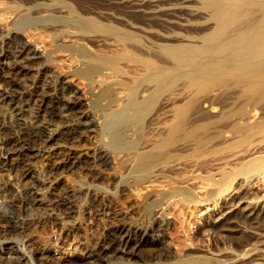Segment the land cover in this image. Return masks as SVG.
<instances>
[{
	"label": "rangeland",
	"instance_id": "obj_1",
	"mask_svg": "<svg viewBox=\"0 0 264 264\" xmlns=\"http://www.w3.org/2000/svg\"><path fill=\"white\" fill-rule=\"evenodd\" d=\"M179 1L186 4L185 8ZM29 3L0 0L1 31L5 33L10 27L18 29L21 40L30 41L31 45L34 42L33 46L41 53L37 60L19 62L25 68H14L10 63L13 47L7 45L10 49H6L7 56L0 55V87L7 91L0 96V211L7 209L10 198H18L28 200L25 213L31 214L30 217H44L37 228L39 239L56 242V247L52 244L44 256L29 250L33 264H89L88 261L122 264L126 260L143 264L168 251V256L183 253L190 247L184 243H189L193 232L208 229L230 214L236 215L239 232L251 227L264 230V155H261L264 154V75L260 78L241 69L205 72L200 64V68L188 66L180 70L144 69L150 59H155V51L147 47L153 44L147 41L154 39L153 34L171 29L181 32L182 26L202 27L191 22L196 12L193 0H31ZM4 4L36 5L33 7L36 11L55 6L53 12L58 15L60 11L62 17H58V24L49 17L33 28L22 15L10 12ZM200 9H197L199 14L207 11ZM36 11L31 13L39 15ZM170 12L182 17L175 19L168 15ZM248 12L243 15L247 16ZM163 49L161 56L166 58ZM83 60L99 64V69L107 71L100 77L101 81L88 85L85 78L77 76L73 70L82 66ZM45 76L52 81V90L49 87L44 91L37 85L33 88L39 93L37 98L18 94L32 79ZM56 79H61L63 88L56 85ZM14 103L21 108L15 109ZM68 105L73 106L71 111L90 110L89 125L82 123L81 118L72 121L80 112L63 122L62 112H67ZM51 135L54 137L48 138ZM104 152L113 161L102 163L100 156ZM71 195L82 201L79 203L82 210L66 216L68 208L58 200ZM142 198H170L173 203L155 200L159 202L155 206L156 203L144 199L143 217L139 214L145 206ZM47 202L51 203L50 208ZM159 213L164 214L163 224L158 223ZM133 215L139 217L136 219L141 220L143 229L149 225L150 229L133 231V239L126 247L131 253H124L126 245L119 241L121 237L114 240L118 245L108 242L120 233L114 222L117 219V222H137ZM62 216L68 222L77 216L80 228L70 226L71 223L60 224ZM17 238L19 246L29 255L30 241H25L26 244L22 236ZM89 252L95 256H87ZM26 260L20 264H28Z\"/></svg>",
	"mask_w": 264,
	"mask_h": 264
},
{
	"label": "bare ground",
	"instance_id": "obj_2",
	"mask_svg": "<svg viewBox=\"0 0 264 264\" xmlns=\"http://www.w3.org/2000/svg\"><path fill=\"white\" fill-rule=\"evenodd\" d=\"M31 1V0H30ZM30 1L26 2L30 5ZM133 1V0H132ZM141 1V0H140ZM183 1V0H182ZM23 2V1H22ZM25 2V1H24ZM51 2V1H50ZM136 2V1H135ZM173 2V1H172ZM171 2V3H172ZM181 2V1H179ZM178 2V3H179ZM193 19L194 22L192 23L193 25L195 24V22L198 24H202V27L198 26L193 27V28H189L188 26L186 27H181L183 30L181 32L175 31L174 29L171 30H163L162 32L158 31L155 34L152 35V37H154V39H147L148 42H152L153 44L151 45H147L148 48H152L155 53L152 55L155 59H150V61H148V63H146V66L144 69H150L153 71V69L157 68V69H162V68H186L188 66L191 67H195L198 66V64L201 65V67H203V70L205 72H209L210 70L213 71L214 69H218V70H226V69H241L244 71H246L247 73H250L251 75L254 76H261L264 75V0H193ZM12 3V2H11ZM15 3V2H14ZM32 3V2H31ZM133 3V2H132ZM136 3H139L138 1ZM182 3V2H181ZM179 3L181 6H183L184 4ZM6 4V3H5ZM3 5L6 8L8 7L12 12H17V14H19L20 16L22 15L24 18V20L26 22H28V25H35L37 22H41L43 23L46 22L47 20H49V17H53L57 23L58 17H62L59 15L58 11V15L55 14V12H53V8H55V6L52 8H46V9H39L38 11H36L37 9H33V7H37L36 5L34 6H27L26 7H18L14 5ZM13 4V3H12ZM25 4V3H24ZM38 4V3H37ZM47 4V3H46ZM45 4V5H46ZM59 3H56V6ZM169 4V3H168ZM176 4V3H173ZM178 4V7H179ZM1 5V4H0ZM40 5V4H39ZM42 5V3H41ZM40 5V6H41ZM49 5V4H48ZM47 5V6H48ZM134 5V4H133ZM170 5V4H169ZM186 5V4H185ZM184 5V6H185ZM2 6V8H3ZM44 6V4L42 5ZM59 6V5H58ZM173 6V5H172ZM176 6V5H175ZM183 6V8H185ZM189 6V5H187ZM60 7V6H59ZM63 7V6H62ZM133 7V6H132ZM167 7V6H166ZM253 7H255L256 9L251 11L253 9ZM187 8V7H186ZM191 8V7H190ZM189 8V9H190ZM200 8H203L206 11V13L203 14H199L197 13V9H199V11L201 10ZM158 9V8H157ZM162 9V8H161ZM192 9V8H191ZM6 10V9H5ZM2 10V14L3 11ZM24 10V11H22ZM60 10V9H59ZM65 10V9H64ZM68 10V9H67ZM251 12H250V11ZM9 11V10H8ZM20 11H22L20 13ZM33 11H36V14L39 13V15H34L31 13ZM47 12L46 14H42V12ZM55 11V9H54ZM249 11V12H248ZM9 12V13H10ZM40 12L42 15H40ZM52 12V13H51ZM57 12V11H56ZM66 12V10L64 11ZM69 12V11H68ZM71 12V11H70ZM169 12V11H168ZM179 12V11H178ZM182 12V11H181ZM203 12V11H202ZM244 12H248L249 14L246 13L243 15ZM11 13V14H12ZM24 13V14H23ZM61 13L62 10H61ZM183 13V12H182ZM192 13V12H191ZM7 14V12L5 13ZM64 14V13H63ZM62 14V15H63ZM181 14V13H180ZM188 14V13H187ZM186 14V15H187ZM195 14V15H194ZM17 15V16H19ZM160 15V14H159ZM173 17L178 18L180 17V15L176 12H170V14ZM14 16V15H13ZM19 16V17H20ZM65 16V15H64ZM71 16V15H69ZM157 16V15H156ZM183 16H185V12L183 13ZM241 16L244 17V20H241ZM246 16V18H245ZM11 17V16H9ZM8 17V18H9ZM18 17V18H19ZM75 17V16H73ZM171 17V18H173ZM182 17V15H181ZM180 17V18H181ZM190 17V16H189ZM57 18V19H56ZM64 18V17H63ZM69 18V17H68ZM72 18V17H71ZM165 18V17H162ZM191 18V17H190ZM3 19V18H2ZM1 19V20H2ZM52 19V18H50ZM66 19V18H65ZM169 19V18H167ZM173 20L170 19L172 21H178L177 20ZM189 18L187 17V20ZM243 19V18H242ZM18 20V19H17ZM16 20V21H17ZM22 20V19H21ZM53 20V19H52ZM51 20V21H52ZM63 20V19H62ZM68 20V19H67ZM72 20V19H70ZM183 20V19H182ZM186 20V21H187ZM191 20V19H189ZM188 20V22L190 23V21ZM64 21V20H63ZM66 21V20H65ZM75 21V20H74ZM181 21V20H180ZM185 21V20H184ZM1 22V21H0ZM18 22V21H17ZM54 22V21H53ZM59 22V21H58ZM61 22V21H60ZM160 22V21H158ZM162 22V21H161ZM182 22V21H181ZM181 22L179 24H181ZM14 23V22H12ZM33 23V24H32ZM55 23V24H56ZM58 24V23H57ZM60 24V23H59ZM64 24V23H63ZM183 24V23H182ZM186 24V22L184 23ZM190 24V25H192ZM13 25V24H12ZM176 25V24H175ZM196 25V24H195ZM194 25V26H195ZM11 26V25H10ZM171 26V25H170ZM16 27V26H15ZM19 27V26H18ZM29 27V26H28ZM7 28V27H6ZM34 28V26H33ZM42 28V27H41ZM44 28V27H43ZM20 29V28H19ZM147 29V28H146ZM170 29V28H169ZM18 30V29H17ZM15 28H7L5 30V33L1 31V23H0V55L2 56H7V52L6 49H8L7 47H13L14 49V56L11 58L10 63L13 65L14 68L20 66L21 68H25L24 65H19V62H22L24 60H31V59H36L38 57H41V53L38 51V49L36 48V46L33 42V44L31 45L30 41H24L21 40V38L19 37V32L17 31ZM33 30H37V29H33ZM157 30V29H156ZM38 31V30H37ZM23 32V31H22ZM155 32V31H154ZM22 34V33H21ZM30 34V33H29ZM33 34V33H32ZM35 36V34H34ZM38 36V35H37ZM29 37V36H28ZM32 37V36H30ZM37 38V37H36ZM35 39V38H34ZM29 40V39H28ZM38 40V39H37ZM160 40H162V42H160ZM163 40L168 41V42H163ZM33 41V40H32ZM8 45V46H7ZM38 45V43H37ZM39 46V45H38ZM37 46V47H38ZM9 47V48H10ZM161 48H165V50L163 51V53H166L167 57H162L161 56V52L160 49ZM12 49V48H11ZM10 50V49H8ZM40 50V49H39ZM162 51V50H161ZM10 52V51H9ZM12 52V50H11ZM11 54V53H10ZM150 55V56H151ZM10 56V55H9ZM3 57V58H4ZM44 58V56H43ZM42 58V59H43ZM5 60V59H4ZM7 60V59H6ZM37 60V59H36ZM8 61V60H7ZM88 62V60H87ZM85 60L81 61L80 64L82 66H78L76 67V71L73 70L74 72H77V76L79 75L83 77V79L85 78V82H87L86 84L90 85L93 82H95V80H102V78H100L101 76H103L104 73H106L107 71L99 69V64L96 65L95 63H87ZM156 64H155V63ZM167 62V63H165ZM7 63V62H6ZM26 64V63H25ZM197 64V65H195ZM11 66V65H10ZM36 68V67H35ZM102 68V67H100ZM200 68V67H199ZM9 69V68H8ZM26 69L29 70V66L27 67L26 65ZM197 69V68H194ZM11 70V69H10ZM39 70V69H38ZM180 70V69H179ZM240 70V71H241ZM9 71V70H8ZM19 71V70H18ZM159 71V70H158ZM210 71V72H211ZM14 72V71H13ZM154 72V71H153ZM220 72V71H219ZM40 74V73H39ZM6 75V74H5ZM3 75V76H5ZM8 75V74H7ZM43 75V74H42ZM48 75V74H47ZM98 75V76H97ZM49 76V75H48ZM98 78H97V77ZM134 76V75H133ZM96 77V78H95ZM11 78V77H10ZM9 78V79H10ZM256 78V77H255ZM261 78V77H260ZM3 79V78H2ZM12 79V78H11ZM18 79V78H17ZM55 79V78H53ZM64 79V78H63ZM259 79V78H258ZM19 80V79H18ZM57 81L55 82L56 85L59 84L61 87L64 86V83L58 79H56ZM100 80V81H101ZM65 81V80H64ZM104 81V79H103ZM116 81V80H114ZM113 81V84H114ZM254 81V80H253ZM40 82V83H38ZM52 82V81H51ZM50 80L47 79V77H43L42 79H32L31 82L29 84H25L27 86H23L22 89L18 94L20 95H24L25 93L30 96L31 98H33L35 96V98H37V95H39V93L36 91H34V87L35 86H41L42 90H46L47 88L50 87L51 89V83ZM110 82V81H108ZM118 82V81H117ZM23 83V82H20ZM120 83V82H119ZM54 84V83H53ZM96 84V83H95ZM55 85V84H54ZM112 85V84H111ZM2 86V85H1ZM53 87V85H52ZM36 88V87H35ZM54 88V87H53ZM63 88V87H62ZM0 91V96H4V94H7L6 90H4L5 88H1ZM66 89V88H65ZM9 90V89H8ZM24 90V91H23ZM55 90V88H54ZM43 91V93L45 94V92ZM47 91V90H46ZM55 92V91H54ZM70 92V91H69ZM9 94V93H8ZM11 94V93H10ZM61 94V93H60ZM17 95V98L20 96ZM77 96V95H76ZM65 97V95H64ZM69 97V96H68ZM2 98V97H1ZM16 98V97H15ZM30 98V99H31ZM97 98V97H96ZM20 99V98H19ZM24 99V98H23ZM98 99V98H97ZM97 99H93V100H97ZM14 100V99H13ZM28 100V99H27ZM34 100V99H33ZM32 100V101H33ZM70 101V100H69ZM2 102V101H1ZM11 102V101H9ZM15 102H17L15 100ZM19 102V101H18ZM66 102V101H65ZM22 103V102H21ZM13 104V103H12ZM14 107L15 109H20L21 106L20 104L17 105L18 103H14ZM96 104V103H95ZM65 105V104H64ZM97 105V104H96ZM58 106V105H57ZM63 106V105H62ZM73 106L68 105V107H66V113H64V121L66 120H70V118L72 116H76V113H81L79 115V117H75V119H82V123L86 124L87 126L90 123L91 119L90 117V110L89 111H71ZM10 108V107H9ZM23 108V107H22ZM59 108V107H58ZM57 108V109H58ZM65 108V107H64ZM61 109V108H60ZM76 109V108H75ZM19 111V110H18ZM21 111V110H20ZM56 111V110H55ZM254 112V111H253ZM21 113V112H20ZM16 114V113H15ZM19 115V113H17ZM51 114V113H49ZM61 114V113H60ZM17 118L23 121V117L18 116ZM62 115V114H61ZM50 116V115H49ZM57 117V116H56ZM72 119V118H71ZM68 120V121H69ZM80 120V119H79ZM93 120V119H92ZM91 120V121H92ZM78 121V120H77ZM67 122V121H66ZM93 122V121H92ZM71 123V122H70ZM61 124V123H60ZM58 124V125H60ZM63 124V123H62ZM66 124V123H64ZM63 124V126H64ZM69 124V123H68ZM72 124H75V122H72ZM79 124V122H78ZM81 125V124H80ZM62 126V127H63ZM85 126V125H84ZM86 126V127H87ZM56 127V126H55ZM71 127V126H70ZM83 129V128H82ZM87 129V128H86ZM91 129V128H90ZM61 131V130H60ZM78 131V130H77ZM54 132V131H53ZM57 132V131H56ZM33 134V132H31ZM30 134V135H32ZM52 134V133H51ZM65 134V133H64ZM28 135V133H27ZM54 135V133H53ZM53 135H51L48 138H52L54 137ZM28 137V136H27ZM46 138V137H45ZM59 138V137H58ZM44 140V139H43ZM53 140V139H52ZM50 141V140H49ZM61 142V141H60ZM28 143V142H27ZM1 144V143H0ZM56 144L57 141H56ZM52 145V144H51ZM2 146V145H1ZM25 146V145H24ZM41 149V148H40ZM31 150V149H30ZM8 152V151H7ZM71 153V152H70ZM102 155L100 156V160L101 162H106L111 160V158L109 159V153L108 152H104L101 153ZM98 155V154H96ZM264 155V154H261ZM260 155V156H261ZM70 157V156H69ZM113 158V157H112ZM177 160V159H176ZM113 161V160H111ZM173 161V160H172ZM100 162V163H101ZM176 162V161H175ZM108 163V162H107ZM174 163V162H172ZM109 164V163H108ZM178 164V163H176ZM105 165V164H104ZM107 165V164H106ZM100 173V172H99ZM154 173V172H153ZM156 174V173H154ZM152 174V175H154ZM96 175V174H95ZM31 176V175H30ZM98 176V175H97ZM147 185V184H146ZM147 187V186H146ZM147 190V189H146ZM35 191V190H34ZM29 192V191H28ZM31 192V191H30ZM39 192V191H38ZM41 193V192H40ZM31 195V194H30ZM73 195L71 196H67V198H63L62 200H58L59 203H61V205H65V208H68L66 210V216H71L72 212H79V203H81L79 200H77V198H72ZM94 199V198H93ZM99 199V198H98ZM102 199V198H101ZM141 199V198H140ZM143 199V203H144V199L145 201H149L148 203L152 204V203H156L153 201H159L160 202H164L165 204L169 203L170 198H166V200H161L159 198H142ZM165 199V198H162ZM183 199V198H182ZM199 199V198H198ZM206 198H200L198 201L204 200ZM30 200V199H29ZM38 200H44V198H38ZM179 200V199H178ZM194 200V199H193ZM209 201V198L206 199ZM28 200H22V199H16V198H10L8 200L7 203V209L0 211V264H20L21 260L23 261L24 258H27L26 263L31 264L32 260L30 258V251L36 252V253H43L47 252V249H50L49 247L55 243H52L51 241H49L48 239H42L39 237L40 233H38V226L42 224L44 217H42V215L40 216H35V215H28L25 212V208L27 205ZM188 201V200H186ZM196 201V200H195ZM38 202V201H37ZM36 202V203H37ZM168 202V203H166ZM170 202L173 203L172 200H170ZM190 202V201H189ZM204 202V201H203ZM30 203V202H29ZM196 203V202H195ZM199 203V202H198ZM32 204V203H31ZM30 204V205H31ZM50 204L49 202H47V205H49L50 208ZM93 204V203H91ZM145 204V203H144ZM149 204V205H150ZM33 205V204H32ZM38 205V204H37ZM45 206V204H42ZM60 205V206H61ZM82 205V204H81ZM159 205V202L155 204ZM171 205V204H170ZM168 205V206H170ZM176 205V204H175ZM233 205V204H230ZM29 206V205H28ZM41 206V205H39ZM44 206H41L44 208ZM87 206V205H86ZM166 208L167 205H163V208ZM205 206V205H204ZM227 206V205H226ZM31 207V206H30ZM37 207V206H36ZM100 207V206H99ZM98 207V208H99ZM229 207V206H227ZM38 208V207H37ZM84 208V207H83ZM95 208V207H94ZM97 208V209H98ZM146 208V204L143 207L142 210H139V214L141 216L144 215V210ZM230 208V207H229ZM232 208V207H231ZM245 208V207H244ZM28 209V207L26 208ZM52 209V208H51ZM91 209V208H90ZM141 209V208H140ZM56 210V209H55ZM59 210V209H58ZM131 210L133 211V209L131 208ZM135 210V209H134ZM138 210V209H137ZM136 210V212H138ZM158 210V209H157ZM161 210L163 211L162 207ZM228 210V209H227ZM231 210V209H230ZM51 211V210H50ZM63 211V210H62ZM2 212V213H1ZM58 212V211H57ZM226 212V211H224ZM230 212V211H229ZM135 213V211H134ZM133 213V214H134ZM163 213V212H162ZM223 213V212H222ZM73 214V213H72ZM98 214V213H97ZM226 214V213H225ZM234 214V213H233ZM236 214V213H235ZM37 215V214H36ZM75 215V214H74ZM131 215V214H130ZM164 214L160 213L157 215V219H159L160 222L163 224V218L161 216H163ZM227 215V214H226ZM73 216V215H72ZM134 216V215H133ZM139 216V215H138ZM225 216V215H223ZM234 216L236 215H231L230 216H226L224 218H221L217 223H215L216 225L209 227L208 229L205 228H199L197 229L195 232H193V237L191 240H189V243H184V245L189 244L190 247H188V250L186 249V251H183V253H178V255H166L168 252L161 254L163 256H157V255H153V259L151 258L150 260L146 261L143 264H264V230H260V229H256L254 227L249 228L247 231L243 232V230H241L240 232L238 231V228H236V224L237 219L234 218ZM239 216H241L239 214ZM247 216V215H246ZM60 217V216H59ZM65 216H62L59 220L60 224L62 225H69L71 223L70 226L73 227H79V219L77 218V216L73 217L72 220H70L69 222L67 220H63ZM119 217V216H118ZM124 217V216H123ZM135 217V216H134ZM145 217V216H143ZM245 217V216H244ZM242 217V218H244ZM121 218V217H120ZM119 218V219H120ZM133 218V217H132ZM131 218V220H132ZM137 218V216L135 217V219ZM165 218V217H164ZM238 218V217H237ZM246 218V217H245ZM114 219V217H113ZM122 219V218H121ZM126 219V218H125ZM134 219V218H133ZM134 219V221H135ZM139 219V217L137 218ZM136 219V220H137ZM141 219V218H140ZM129 220V221H131ZM67 221V222H66ZM115 221V220H114ZM118 219L116 220V222H114V226L116 227L117 230H119L118 232V236H114L113 234V238L112 240H109V244L111 245V243H113L114 240H117L119 237H121V239H119V241L121 240V242L126 245L125 248L123 249V252L125 253H131V250L129 251V249H127L126 247L128 246L127 244L130 243V241H132V237L133 236V231L139 230V229H143L142 227V223L138 220L137 222L134 223H128V220H125L127 222H117ZM123 221V220H122ZM218 221V220H217ZM240 221V220H238ZM247 221V219H246ZM251 218H250V220ZM257 221V220H256ZM132 222V221H131ZM145 222V220H144ZM156 222V221H155ZM165 222V221H164ZM113 223V222H112ZM111 223V224H112ZM156 223V224H158ZM166 223V222H165ZM165 225V224H164ZM111 226V225H110ZM150 226V225H149ZM146 227L143 230L145 231L146 229H150V227ZM163 226V225H162ZM255 226V225H254ZM62 227V226H61ZM113 227V226H112ZM238 227V226H237ZM64 228V227H63ZM62 228V229H63ZM66 228V227H65ZM80 228V227H79ZM78 228V229H79ZM114 228V227H113ZM155 228V227H153ZM158 228V226L156 227ZM112 229V228H111ZM114 230V229H113ZM155 230V229H154ZM111 231V230H110ZM152 231V230H151ZM157 232V229L155 230ZM117 232V231H116ZM141 232V231H140ZM138 232V233H140ZM159 232V231H158ZM239 232V234H237ZM136 233V232H135ZM146 233V232H144ZM39 234V236H38ZM117 234V233H116ZM157 234V233H156ZM22 236V238L25 241H30L27 245H30L28 248V252L29 255H27V253L24 251V249L22 248V246H19L18 244V236ZM160 235V234H159ZM158 235V237H159ZM139 236V235H138ZM54 237V236H53ZM37 238V239H36ZM38 239L40 240V242H38ZM111 239V238H110ZM141 239V238H140ZM37 240V241H36ZM54 240V238H53ZM138 240V239H137ZM153 240V239H152ZM22 241V240H21ZM56 241V240H55ZM139 241V240H138ZM162 241V240H161ZM186 241V240H185ZM115 242V241H114ZM120 242V243H121ZM137 241H134V243ZM116 244L118 243L115 242ZM133 243V244H134ZM141 243V242H140ZM115 244V245H116ZM163 244V243H162ZM181 244V243H180ZM183 244V243H182ZM181 244V245H182ZM21 245V243H20ZM58 245V244H57ZM118 245V244H117ZM134 245H138L134 244ZM113 246V245H112ZM140 246V245H138ZM183 246V245H182ZM182 246H180V248H182ZM188 246V245H187ZM184 246V247H187ZM52 247V246H51ZM56 247V246H55ZM104 247V246H103ZM108 247V246H107ZM106 247V248H107ZM115 247V246H114ZM124 247V246H123ZM132 247V246H131ZM142 247V246H141ZM140 247V248H141ZM174 247V246H173ZM54 248V247H53ZM130 248V247H129ZM139 248V249H140ZM164 248V247H163ZM162 248V249H163ZM166 249L168 247H165ZM115 249V248H114ZM113 249V250H114ZM159 249V248H158ZM185 249V248H184ZM25 250H27L25 248ZM110 250V249H109ZM136 250V249H135ZM152 250V248L150 249ZM155 250V248L153 249ZM179 250V248H178ZM89 251V250H88ZM160 251H162L160 249ZM159 251V252H160ZM165 251V249H164ZM62 252V250H61ZM96 252V251H95ZM158 252V253H159ZM177 252V251H175ZM98 253V252H97ZM136 253V252H135ZM157 253V251H156ZM157 253V254H158ZM172 253H174V251H172ZM45 254V253H44ZM95 253H88L87 256H95ZM133 254V253H132ZM39 255V256H40ZM85 255V254H84ZM135 255V254H134ZM33 256V255H31ZM44 256V255H43ZM86 256V255H85ZM109 256V255H108ZM107 256V257H108ZM97 257V256H96ZM119 257V256H118ZM159 257V258H158ZM47 258V257H46ZM95 258V257H94ZM99 258V257H98ZM124 258V257H122ZM93 259V258H91ZM96 259V258H95ZM31 260V262H30ZM40 260V259H39ZM104 260V259H103ZM109 260V259H108ZM107 260V261H108ZM87 261V260H86ZM85 261V262H86ZM91 261V260H90ZM93 262L95 261L94 259L92 260ZM97 261L94 262V264ZM122 262V264H138V263H133L130 262L128 260H126ZM25 263V262H24ZM88 263H92L89 262ZM103 263V262H102ZM104 263H109V262H104ZM33 264V263H32ZM38 264V263H37ZM62 264V263H61ZM84 264V263H83ZM87 264V263H86ZM110 264V263H109ZM121 264V263H120Z\"/></svg>",
	"mask_w": 264,
	"mask_h": 264
}]
</instances>
